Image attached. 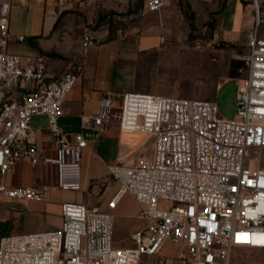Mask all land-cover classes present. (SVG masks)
Instances as JSON below:
<instances>
[{
    "label": "built area",
    "instance_id": "2783aa9c",
    "mask_svg": "<svg viewBox=\"0 0 264 264\" xmlns=\"http://www.w3.org/2000/svg\"><path fill=\"white\" fill-rule=\"evenodd\" d=\"M167 1L145 0L144 9L161 12ZM249 1L255 20L246 34L247 77L237 92L235 119L220 117L217 103L208 100L105 94L96 114L81 116L85 133L71 141L59 119L83 64L43 84L46 56L8 51L12 0H0L1 177L21 162L47 164L55 168L56 189L80 192L89 140L117 126L145 134L151 148L149 157L109 168L115 191L105 207L66 202L60 229L1 237L0 264H141L144 257L157 264H232L237 249L264 251V0ZM95 43L92 34L83 35L84 49ZM35 116L48 120L53 155L38 146ZM45 193L0 183V203L42 201ZM127 195L141 206L147 225L130 234L129 246L118 247L114 211ZM168 242L180 247L176 257L163 254Z\"/></svg>",
    "mask_w": 264,
    "mask_h": 264
},
{
    "label": "crops",
    "instance_id": "0c3cea01",
    "mask_svg": "<svg viewBox=\"0 0 264 264\" xmlns=\"http://www.w3.org/2000/svg\"><path fill=\"white\" fill-rule=\"evenodd\" d=\"M144 3L145 0H107L95 4H79L76 0H12L8 51L46 56L47 76L43 84L75 63L84 66V74L67 97L59 119V126L71 141L85 133L81 116L96 114L105 94L167 96L150 86L147 77L153 65H164L168 58L188 52L174 50L168 41L182 39L190 27L205 35V46L192 54L202 58L197 60L212 74L216 90L230 80H240L241 84L247 77L243 60L247 53L246 34L254 28L255 20L249 0H168L161 12H148ZM187 14L192 16L191 20ZM261 31L264 33V28ZM85 33L96 39L87 49L82 46ZM19 36H24V40L20 41ZM32 126L40 150L45 156L53 155L55 146L47 118L35 116ZM139 142L134 136L124 135L117 126L100 138L89 140L83 154L80 192L56 189V171L51 165L16 164L13 173L0 176V183L46 189L45 198L0 203V222L28 221L31 229L26 234L60 229L62 205L77 202L76 193L82 192L88 194L86 203L105 207L115 191L109 168L135 163L136 150L132 151ZM77 203L85 204L82 200ZM137 205L136 212L122 217L130 234L147 225L140 218L142 208ZM114 214L117 220L119 214L116 210ZM151 259L157 264V258Z\"/></svg>",
    "mask_w": 264,
    "mask_h": 264
},
{
    "label": "rangeland",
    "instance_id": "374dc122",
    "mask_svg": "<svg viewBox=\"0 0 264 264\" xmlns=\"http://www.w3.org/2000/svg\"><path fill=\"white\" fill-rule=\"evenodd\" d=\"M203 37L205 35L199 32L198 29H192L190 27L188 33L182 39L175 38L168 41L169 46L174 50H188V52H184L180 56L168 58L165 60L164 65H153L149 71L147 81L157 92H162L169 97L216 102L219 116L227 120H233L238 113L237 92L240 86V80H230L216 90V83L213 80L212 74H210V71H208L204 64L199 63L202 58L192 54L194 50L205 46ZM146 142L147 139H142L135 145L132 153L141 148L139 152L135 153V157L150 156V143L147 142L146 144ZM143 146L146 147L142 148ZM76 194L77 202L82 200L86 205H91L86 203L88 201L87 193L82 192ZM80 194L83 195L82 198ZM137 210L138 205L130 195L125 196L120 206L116 209L119 218H117L115 226V246L116 244L120 245L119 247L130 245V231L125 224V218L122 217H125L126 214L134 213ZM38 227H40L39 224ZM30 229L31 223L28 221H2L0 222V239L6 235L26 234ZM179 250V246L170 244L164 248L163 254L167 257H176ZM141 264H154V261L150 257H144ZM175 264L181 263L175 262ZM232 264H264V251L249 248L237 249L234 253Z\"/></svg>",
    "mask_w": 264,
    "mask_h": 264
},
{
    "label": "bare ground",
    "instance_id": "6f19581e",
    "mask_svg": "<svg viewBox=\"0 0 264 264\" xmlns=\"http://www.w3.org/2000/svg\"><path fill=\"white\" fill-rule=\"evenodd\" d=\"M124 135H131V136H134V137L138 138L139 140L147 139V136L145 134H143V133H140V132L124 131Z\"/></svg>",
    "mask_w": 264,
    "mask_h": 264
},
{
    "label": "trees",
    "instance_id": "16d2710c",
    "mask_svg": "<svg viewBox=\"0 0 264 264\" xmlns=\"http://www.w3.org/2000/svg\"><path fill=\"white\" fill-rule=\"evenodd\" d=\"M187 17H188V19H189V20H191V19H192V16H191V15H189V14H187ZM192 29H194V28L192 27Z\"/></svg>",
    "mask_w": 264,
    "mask_h": 264
}]
</instances>
